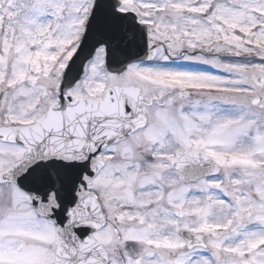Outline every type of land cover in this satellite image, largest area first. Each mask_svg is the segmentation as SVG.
I'll return each mask as SVG.
<instances>
[{
    "label": "snow or ice",
    "instance_id": "1",
    "mask_svg": "<svg viewBox=\"0 0 264 264\" xmlns=\"http://www.w3.org/2000/svg\"><path fill=\"white\" fill-rule=\"evenodd\" d=\"M0 264H264V0H0Z\"/></svg>",
    "mask_w": 264,
    "mask_h": 264
}]
</instances>
